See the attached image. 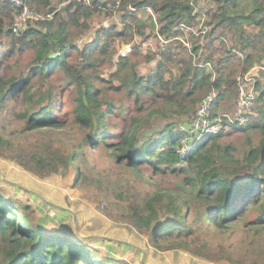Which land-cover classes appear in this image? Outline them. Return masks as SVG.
<instances>
[{"label":"trees","instance_id":"16d2710c","mask_svg":"<svg viewBox=\"0 0 264 264\" xmlns=\"http://www.w3.org/2000/svg\"><path fill=\"white\" fill-rule=\"evenodd\" d=\"M24 1L53 15L29 21L15 35L16 11L9 0H0V36L5 37L0 39V110L21 122V133L65 132L68 148L52 137H40L28 147L14 144L0 129V153L25 148L10 157L42 176L59 172L65 184L85 178L86 150L101 154L127 183L132 178L153 187L142 202H114L120 218L150 243L238 264L225 235L241 229L252 242L264 237V74L255 86L257 115L240 126L225 120L185 160L177 149L180 126L189 123L200 100L213 89L212 113L229 108L237 97V76L264 59V0H120L121 28L115 22L99 25L93 38L69 48L65 45L90 29L95 17L114 14L115 0H61L59 9L52 0ZM142 7L151 8L164 24L161 33L168 40L157 45L156 63L144 72L140 63L153 57L134 39L147 27L155 29V21ZM198 13L207 16L208 32L204 38L192 36L187 50L177 38L186 37L185 31L174 26L195 24ZM226 31L234 34L237 48L225 44ZM121 43L132 44L128 54L118 52ZM17 51L30 53L27 70L7 69ZM4 181L24 187L11 178ZM206 233L220 239L217 249ZM101 237L84 234L73 220L46 226L28 202L0 185V264H130L97 247ZM122 242L139 253V264H153L141 258L147 245ZM258 259L264 264V256Z\"/></svg>","mask_w":264,"mask_h":264},{"label":"rangeland","instance_id":"374dc122","mask_svg":"<svg viewBox=\"0 0 264 264\" xmlns=\"http://www.w3.org/2000/svg\"><path fill=\"white\" fill-rule=\"evenodd\" d=\"M57 1L58 0H54V6L61 7L62 4H59L60 2ZM118 12L111 16L101 15L95 17L91 23L90 29L76 37L78 38L85 33L92 35L97 27L102 24L115 22L117 23V27L121 28L122 25L118 24L120 20ZM15 17L14 15L13 21ZM245 27L248 30H252L248 25H245ZM154 34L155 29L147 27L141 34L137 33L135 35L134 44H139L140 49L145 55L151 54L153 57L148 63L144 61L140 63L139 67L142 72L152 69L156 63V57L153 53L157 49V45L160 44V41L159 39H155ZM223 35L226 38L224 41L227 46L238 47V43L233 41L234 34L232 31H226ZM4 38V36H0L1 40H4ZM216 43L219 44L217 40ZM123 45H125V43L118 45L119 49ZM130 46H132V44H130ZM29 54L28 51H17L9 63L11 64L10 67L7 69L11 71H17L19 69L27 70L30 60ZM262 79L263 77H261V80ZM229 108H231V106ZM255 110L258 114L259 103L257 102ZM6 112L7 110L5 109L0 110V129H3L4 135L12 138L11 140L14 144L20 142L21 144H26V147H28L30 142L38 141L36 139L40 137H52L60 145L67 143L68 148L65 132L53 130L51 131V135H47L45 131L47 129H45L43 131L33 130L27 133H21V122L13 119L6 114ZM24 149L25 148L2 150L3 154L0 153V174L3 180L0 179V185L6 189L8 195H14L22 201L28 202L34 208L37 220L46 226L60 227L63 226L64 223L67 225L72 224L73 220L75 227L78 230L80 229L84 234L88 232L103 236L101 237L102 239L96 242V246L104 253L112 254L116 257H124L130 264H139V253L133 248L126 247L123 242L122 244L118 243L122 240H126L127 242L130 241L129 243L132 242L138 246H143L142 244L147 245L146 247L144 246L146 250L141 253V258H143V260L149 258L153 264L235 263L210 260L194 254L189 249H162L150 243L147 235L139 233L131 226L128 222L129 220H122L120 218V211L115 206L114 202H142L146 193L151 191L153 187L147 184L146 181L138 183L132 178L129 180V183H127L126 180L119 176V169L114 166L110 160H106L101 154L95 153L92 156L91 153L86 150L84 153L86 158L84 162L85 178L78 180V182L74 184H65L64 181L66 176H62L59 172L42 176L34 171H28L20 166V164L16 163L11 157L15 156L18 152L24 151ZM6 178H11L12 180L20 182L22 186L28 189L11 186L8 182L4 181ZM47 200L53 204L49 203ZM59 205L67 207L71 212L60 209ZM210 233H206L204 236L205 238L207 236L209 239L211 248L217 249V244L220 239H216L215 236ZM225 236V245L228 247V252H231L232 258L239 259L238 264H262L261 259L258 258L259 256H264V251L258 250L260 247H264V237L252 242L254 238L251 236L245 237L246 233L241 229H237L234 234H226ZM235 247H238V250H236ZM212 249H210L209 252H213Z\"/></svg>","mask_w":264,"mask_h":264},{"label":"built area","instance_id":"2783aa9c","mask_svg":"<svg viewBox=\"0 0 264 264\" xmlns=\"http://www.w3.org/2000/svg\"><path fill=\"white\" fill-rule=\"evenodd\" d=\"M12 3L13 8L16 11L15 19L12 23V31L15 35H20L24 28L26 27L29 21H37L50 19L53 15L51 13H43L35 10L33 7L25 3L24 0H9ZM85 3H89L90 0H83ZM65 2H60L59 4H64ZM120 5V0H115V4L111 6L114 10V14L118 11V7ZM55 9H59L60 6H53ZM129 8L131 10H138L139 8L134 5H130ZM145 8L153 17L155 21V35L160 41V45L162 46L168 40L165 39L161 33V27L164 25L163 23L157 22L154 13L149 7ZM195 24H179L174 26V29L177 28L183 29L186 33V37H177L181 41H183L184 46L187 50H190L191 41L189 40L192 36L196 38H204V35L208 32V24H207V16L204 13H198ZM119 25H122V22L119 20ZM93 34H87L80 37H76L72 43H67L65 48H69L72 44L80 47L83 43H85L88 39H91ZM200 38V39H201ZM132 46L130 44L123 45L118 52L121 55H126L131 51ZM190 52V51H189ZM60 54V51L57 52ZM205 65L208 66L209 70L213 71V66L209 63ZM264 74V60L261 63L253 64L244 74L238 75L236 80V88H237V97L234 104L231 108L224 109L217 113H212V103L215 98L216 92L215 90H210L197 104L194 113L187 125H181L180 129L183 131V137L181 140V145L177 149V153L182 160H185L194 150L195 146L206 139L210 134L218 133L223 122L225 120L229 121L232 124L243 125L247 123L253 116L257 115L255 110L256 108V83L257 79H261Z\"/></svg>","mask_w":264,"mask_h":264},{"label":"crops","instance_id":"0c3cea01","mask_svg":"<svg viewBox=\"0 0 264 264\" xmlns=\"http://www.w3.org/2000/svg\"><path fill=\"white\" fill-rule=\"evenodd\" d=\"M57 2H61V0H58ZM52 3H53L52 6H54V0H52Z\"/></svg>","mask_w":264,"mask_h":264},{"label":"water","instance_id":"95a60500","mask_svg":"<svg viewBox=\"0 0 264 264\" xmlns=\"http://www.w3.org/2000/svg\"><path fill=\"white\" fill-rule=\"evenodd\" d=\"M76 222V221H75ZM142 260H143V258H142Z\"/></svg>","mask_w":264,"mask_h":264}]
</instances>
